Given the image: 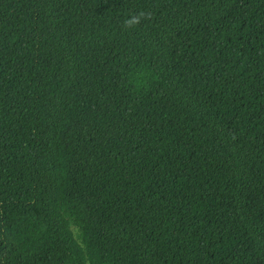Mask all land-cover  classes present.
Masks as SVG:
<instances>
[{
	"label": "trees",
	"instance_id": "16d2710c",
	"mask_svg": "<svg viewBox=\"0 0 264 264\" xmlns=\"http://www.w3.org/2000/svg\"><path fill=\"white\" fill-rule=\"evenodd\" d=\"M0 264H264V0H0Z\"/></svg>",
	"mask_w": 264,
	"mask_h": 264
},
{
	"label": "clouds",
	"instance_id": "9594fccd",
	"mask_svg": "<svg viewBox=\"0 0 264 264\" xmlns=\"http://www.w3.org/2000/svg\"><path fill=\"white\" fill-rule=\"evenodd\" d=\"M145 18H146V14L144 12L133 14L129 18L123 21V27L125 29H129V28H132L133 26H137Z\"/></svg>",
	"mask_w": 264,
	"mask_h": 264
}]
</instances>
